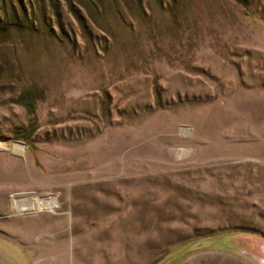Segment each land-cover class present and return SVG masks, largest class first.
Wrapping results in <instances>:
<instances>
[{"label": "rangeland", "instance_id": "rangeland-1", "mask_svg": "<svg viewBox=\"0 0 264 264\" xmlns=\"http://www.w3.org/2000/svg\"><path fill=\"white\" fill-rule=\"evenodd\" d=\"M0 264H264V0H0Z\"/></svg>", "mask_w": 264, "mask_h": 264}, {"label": "trees", "instance_id": "trees-1", "mask_svg": "<svg viewBox=\"0 0 264 264\" xmlns=\"http://www.w3.org/2000/svg\"><path fill=\"white\" fill-rule=\"evenodd\" d=\"M235 1L242 5L245 3V0H235ZM79 17L80 16H78V19ZM37 98H38V95L36 93H33L31 91H24L18 95L17 102L21 104L22 106L26 107L29 113H33L34 106H35V100Z\"/></svg>", "mask_w": 264, "mask_h": 264}, {"label": "bare ground", "instance_id": "bare-ground-1", "mask_svg": "<svg viewBox=\"0 0 264 264\" xmlns=\"http://www.w3.org/2000/svg\"><path fill=\"white\" fill-rule=\"evenodd\" d=\"M4 145V144H3ZM22 149V148H21ZM14 151H20V148L19 147H14ZM30 198H32V197H30ZM27 200V199H26ZM43 202H45L46 200H42ZM46 210V209H45ZM24 211H28V210H24Z\"/></svg>", "mask_w": 264, "mask_h": 264}, {"label": "crops", "instance_id": "crops-1", "mask_svg": "<svg viewBox=\"0 0 264 264\" xmlns=\"http://www.w3.org/2000/svg\"><path fill=\"white\" fill-rule=\"evenodd\" d=\"M86 185H89V184H86Z\"/></svg>", "mask_w": 264, "mask_h": 264}]
</instances>
